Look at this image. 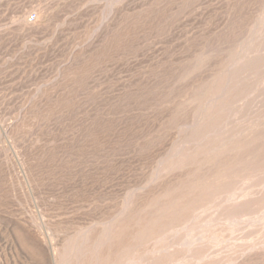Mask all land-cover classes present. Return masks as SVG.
Segmentation results:
<instances>
[{"label":"rangeland","instance_id":"rangeland-1","mask_svg":"<svg viewBox=\"0 0 264 264\" xmlns=\"http://www.w3.org/2000/svg\"><path fill=\"white\" fill-rule=\"evenodd\" d=\"M263 49L264 0H0V264H264Z\"/></svg>","mask_w":264,"mask_h":264},{"label":"bare ground","instance_id":"bare-ground-1","mask_svg":"<svg viewBox=\"0 0 264 264\" xmlns=\"http://www.w3.org/2000/svg\"><path fill=\"white\" fill-rule=\"evenodd\" d=\"M21 14H22V13H21ZM22 20H23V21H22ZM22 20H20V21H21V22L26 21V20H24V17L22 18ZM27 23H28V21H27ZM18 24H19V23H18ZM22 25H23V27H25V26H26V23H23ZM260 46H262V48H263V45H260ZM259 49H260V47H259ZM259 49H258V50H259ZM263 50H264V49H263ZM260 51H261V50H260ZM257 52H258V51H257ZM257 52H256V54H257ZM258 53H259V52H258ZM256 56H257V55H256ZM243 64H244V63H243ZM252 64H253V63H252ZM257 64H258V63H257ZM263 65H264V64H263ZM259 67H260V66H259ZM242 68H243V67H242ZM260 68H262V67H260ZM242 70H243V69H242ZM242 70H241V71H242ZM259 75H260V74H259ZM262 82H263V81H262ZM263 83H264V82H263ZM228 84H229V82H228ZM260 84H261V83H260ZM261 85H263V84H261ZM261 85H258V86H259V89L262 88ZM260 86H261V87H260ZM263 88H264V87H263ZM218 89H219V88H218ZM261 90H262V89H261ZM221 91H222V90H221ZM258 92H259V90H258ZM220 93H221V92H220ZM259 93H260V92H259ZM222 94H223V92H222ZM261 95H263L262 92H261ZM217 96H218V95H217ZM221 96H222V95H221ZM262 97H263V96H262ZM222 98H223V97H222ZM262 105H263V104H262ZM262 105H261V106H262ZM227 106H228V105H227ZM263 106H264V105H263ZM258 107H259V105H258ZM252 109H253V108H252ZM262 109H263V108H262ZM220 110H221V109H220ZM250 110H251V109H250ZM255 110H257L256 107H255ZM259 110H260V109H259ZM259 110H258V112H259ZM252 112H253V111H252ZM262 112H264V111H262ZM262 112L258 113V114L260 115L259 117H261V118H262L261 114H264V113H262ZM221 113H222V112H221ZM230 114H231V113H230ZM230 114L227 115V119L230 117ZM255 114H256V113H255ZM252 115H253V114H252ZM252 115H251V116H252ZM231 116H232V115H231ZM254 116H255V115H254ZM254 116H253V118H254ZM256 117H257V115H256ZM263 118H264V117H263ZM263 118H262V119H263ZM246 119H247V118H246ZM246 119H245V120H246ZM250 119H251V118H250ZM262 119H260V121H259V120L256 121V119H253V120H255L256 122H262ZM248 121H249V119H248ZM248 121H247V122H248ZM250 121H251V120H250ZM240 122H242V121H240ZM201 126H202V125H201ZM213 138H214V137H213ZM213 138H212V139H213ZM203 141H204V140H203ZM183 163H184V162H183ZM213 170H214V168H213ZM188 193H189V192H188ZM184 210H185V209H184ZM183 212H184V211H183ZM125 231H126V230H125ZM106 250H108V249H106ZM48 251H49V250H48ZM108 251H109V250H108ZM103 254H104V253H103ZM105 256H106V255H105ZM100 261H101V260H100ZM107 261H108V260H107Z\"/></svg>","mask_w":264,"mask_h":264},{"label":"built area","instance_id":"built-area-1","mask_svg":"<svg viewBox=\"0 0 264 264\" xmlns=\"http://www.w3.org/2000/svg\"><path fill=\"white\" fill-rule=\"evenodd\" d=\"M36 19H37V15L36 14H31L30 16H29V22H35L36 21Z\"/></svg>","mask_w":264,"mask_h":264}]
</instances>
